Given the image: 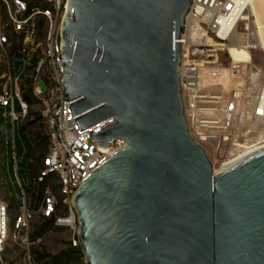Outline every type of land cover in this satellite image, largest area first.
I'll use <instances>...</instances> for the list:
<instances>
[{"label": "water", "instance_id": "95a60500", "mask_svg": "<svg viewBox=\"0 0 264 264\" xmlns=\"http://www.w3.org/2000/svg\"><path fill=\"white\" fill-rule=\"evenodd\" d=\"M193 0H68L64 99L101 152L73 197L86 264H264V145L215 171L191 137L180 39Z\"/></svg>", "mask_w": 264, "mask_h": 264}, {"label": "built area", "instance_id": "2783aa9c", "mask_svg": "<svg viewBox=\"0 0 264 264\" xmlns=\"http://www.w3.org/2000/svg\"><path fill=\"white\" fill-rule=\"evenodd\" d=\"M249 6L250 0H193L184 31L177 40L188 130L193 140L204 148L212 165L220 162L219 169L244 152L238 148L236 135L229 133L234 127L238 95L232 93L224 99L217 91H207L215 85L205 83V77L216 79L219 70L205 64H210L211 52L234 44L240 23L249 15L246 13ZM67 9L68 0H0V119L12 126L10 160L16 177L13 185L20 188L21 201L11 222L10 203L0 198V264H4L2 255L9 242L24 248L23 264H40L31 254L34 242L29 239L30 225L37 215L67 228L71 245L78 247V217L73 206L76 190L91 169L126 145L125 139H117L107 151L101 152L87 129H79L69 109L70 102L64 99L61 25ZM237 47L248 50L246 45L237 44ZM202 56L206 59L200 62ZM232 68L239 73L235 64ZM40 81L45 83V92L38 85ZM27 92L40 103L39 115L49 138L47 153L31 182V189L33 184L44 185L34 203L32 191L26 190L28 181L19 174L15 143L16 125L29 116L30 105L23 97ZM253 117L264 119L263 94L257 99ZM1 179L5 188L2 174ZM50 179L56 180V188L47 184Z\"/></svg>", "mask_w": 264, "mask_h": 264}, {"label": "rangeland", "instance_id": "374dc122", "mask_svg": "<svg viewBox=\"0 0 264 264\" xmlns=\"http://www.w3.org/2000/svg\"><path fill=\"white\" fill-rule=\"evenodd\" d=\"M237 33L243 35L246 40L249 31L245 27V22H241ZM234 44L245 45L246 43L235 41ZM232 43L227 45L224 50L218 49L211 52L213 56L209 58L210 64L207 67H213L221 72L223 69L231 70L233 74L228 86L218 84L209 86L207 91H217L221 93L224 99H228L232 93H237L238 100L235 112L234 127L229 133L236 135L238 148L240 152L246 151L255 145L264 142V119H255L253 117L254 110L257 105V99L261 95L262 83L264 80V50L260 48L248 47L251 55V64L244 67L243 75L233 69L232 58L230 55V47ZM202 56L199 61L205 60ZM15 59H12V65ZM19 68L18 61L16 62ZM239 69V68H238ZM218 78V77H217ZM29 78H26V80ZM27 80V81H28ZM216 81L205 77L207 84ZM213 81V82H212ZM244 81V84H243ZM218 82V81H217ZM216 83V82H214ZM206 84V85H207ZM38 85L45 92L46 87L43 81ZM26 94L32 100L29 106V116L22 125H16L15 138L17 142V155L19 157V174L28 181L27 191H32V203L37 199V193L40 194L44 185L33 184L31 189L32 178L35 177L40 169L41 160L48 150L49 138L48 130L43 119L39 115L40 103L32 97V94ZM18 108V107H17ZM24 127V129H22ZM35 149H34V147ZM13 156V137L12 126L6 125L3 118L0 119V198L10 203L9 218L12 222L16 213L17 206L21 203L18 194L20 188L13 185L16 179L14 171V163L10 160ZM31 159V162H30ZM215 171L219 170L220 162L213 163ZM1 174L5 179L6 190L3 186ZM56 180L50 179L47 184L56 188ZM56 191V189H54ZM57 192V191H56ZM38 195V199H39ZM42 233L38 235L39 231ZM29 239L34 242L30 251L35 260L40 264H86L83 254H79L75 247L71 245V233L65 227L46 224L44 219L37 215L31 222L29 229ZM79 247V246H78ZM80 249V247H79ZM81 251V249H80ZM24 248L19 243L9 242L3 253L4 264H23Z\"/></svg>", "mask_w": 264, "mask_h": 264}, {"label": "bare ground", "instance_id": "6f19581e", "mask_svg": "<svg viewBox=\"0 0 264 264\" xmlns=\"http://www.w3.org/2000/svg\"><path fill=\"white\" fill-rule=\"evenodd\" d=\"M248 9L249 11L246 12L247 14H249L248 17L243 18V21L245 22V27L249 31L248 38L246 40L243 35H239L237 33L235 41H244V43H246V47L260 48L264 50V0H250V6L248 7ZM230 55L232 58V63L235 64L236 68H239L240 73L243 75L244 67L247 64H251L250 52L246 48H239L236 44H233L230 47ZM242 65L244 66L243 68ZM232 76L233 74H231V70L223 69L221 72H219L216 81L214 80V82L216 83L212 81V84H223L224 86H228ZM261 94H263L264 96V89H261ZM263 145L264 142L260 145H255L252 148L247 149L242 154L247 153Z\"/></svg>", "mask_w": 264, "mask_h": 264}, {"label": "trees", "instance_id": "16d2710c", "mask_svg": "<svg viewBox=\"0 0 264 264\" xmlns=\"http://www.w3.org/2000/svg\"><path fill=\"white\" fill-rule=\"evenodd\" d=\"M23 97H24V100H25L29 105L32 103V100H31V98L29 97L28 94H24ZM33 147H34V145H33ZM34 149H35V147H34ZM44 222H45L46 224H53V225H55V224H54V221H53L52 219H44ZM41 233H42V230L39 231L38 235H40ZM74 250H77V252H78L79 254H81V251H80L79 247L74 248Z\"/></svg>", "mask_w": 264, "mask_h": 264}, {"label": "crops", "instance_id": "0c3cea01", "mask_svg": "<svg viewBox=\"0 0 264 264\" xmlns=\"http://www.w3.org/2000/svg\"><path fill=\"white\" fill-rule=\"evenodd\" d=\"M23 123H24V122H23ZM23 123H20V124H18V125H22V126H23ZM6 125H8V124H6ZM22 129H24V127H23ZM15 131H16V129H15ZM15 143H16V151H17V142H16V138H15ZM30 162H31V159H30Z\"/></svg>", "mask_w": 264, "mask_h": 264}]
</instances>
